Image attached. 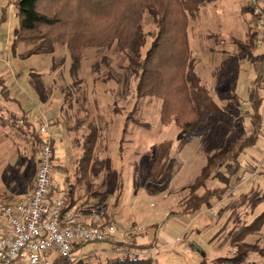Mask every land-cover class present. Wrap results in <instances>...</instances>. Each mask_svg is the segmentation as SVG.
I'll list each match as a JSON object with an SVG mask.
<instances>
[{
  "label": "rangeland",
  "instance_id": "obj_1",
  "mask_svg": "<svg viewBox=\"0 0 264 264\" xmlns=\"http://www.w3.org/2000/svg\"><path fill=\"white\" fill-rule=\"evenodd\" d=\"M14 2L0 0V74L15 97L25 103L32 118L44 114L54 121L58 156L66 155L56 162L55 175L68 178L64 188L69 189L71 183L78 191L75 198L78 194L103 203L118 225L129 229L126 227L132 223L134 230L145 227L149 236L164 225L165 214L169 220L178 219L181 204L189 197L190 186L208 157L223 152L228 141L240 136L234 123L242 126L247 135L251 133L247 97L257 66L236 44L246 40L248 31H256L255 16L247 0H212L199 8V18L191 19L194 71L219 109L192 135L174 124L161 123L160 99L137 98V77L129 53L119 51L115 45L87 46L76 73L66 47L57 46L52 55L23 59L30 46L20 43L13 48L18 26ZM142 24L147 35L142 49L145 54L157 27L147 11ZM13 117L20 121L23 135L17 125H11ZM22 118L10 114L0 118V123L6 121L11 133L18 134L17 140H0L7 168L15 169L21 164L13 155L15 150L22 151L28 165L38 166L35 153L39 145L34 146L37 133ZM92 128L97 131V140L92 157L87 158L83 145ZM235 168L231 158L210 176L208 187L227 188V192L206 203L203 213L187 218L190 220L185 222L186 235L180 243L165 248L159 244L153 252L132 254L137 258L148 254L153 258L151 264H202L203 260L220 264L218 258L233 257V234L264 211V204L253 209L250 202L255 194H264V175H260L264 174V164L256 173L249 170L233 175ZM29 179H33L32 174ZM245 241L258 243L264 250V226ZM101 245L88 246L75 260L61 264H107L127 252L125 248ZM243 264H264V257L251 254Z\"/></svg>",
  "mask_w": 264,
  "mask_h": 264
},
{
  "label": "trees",
  "instance_id": "obj_2",
  "mask_svg": "<svg viewBox=\"0 0 264 264\" xmlns=\"http://www.w3.org/2000/svg\"><path fill=\"white\" fill-rule=\"evenodd\" d=\"M212 0H15L18 26L14 32L13 48L25 43L30 48L22 55L23 59L36 55H52L57 46L66 47L72 61V71L77 72L81 55L87 46L112 48L129 53L130 65L137 77L136 96L138 99L155 97L162 101L161 123L195 134L206 125L211 113L218 111L214 99L207 88L201 84L195 74L192 50L190 45L191 19L200 17V9ZM146 11L151 14L157 27V34L145 54L142 49L147 44L143 21ZM4 21V18H3ZM237 46L248 55L256 49V34L250 30L245 41H237ZM55 67H59L55 65ZM261 77L251 82L248 99L251 104V133L234 123L240 136L228 141L223 152L208 157L207 164L200 175L190 186L189 197L183 204L179 216L195 218L206 203L217 196H224L227 188L209 189L207 181L212 174L231 158L236 161L241 153L254 147L258 140V132L262 125L260 113L262 100L259 97ZM0 96L6 101L11 98L9 85L5 77L0 75ZM23 119L22 117H19ZM11 125L21 130L20 121L12 118ZM231 120V118L229 119ZM6 121L1 122L3 127ZM36 132V130H35ZM11 133V131H10ZM37 133V132H36ZM36 138L39 139L37 133ZM97 131L91 129L83 145L87 158L92 157ZM88 162V161H87ZM90 163V162H89ZM88 163V165H89ZM239 170L237 164L236 174ZM29 177H36L34 163L28 165ZM263 176L264 174H260ZM90 185V184H89ZM205 189L200 195L198 190ZM255 190H257L255 188ZM72 186L68 194V206H73L83 196L77 195ZM252 208L264 204V194H255L251 199ZM264 226V211L249 224H245L233 234L231 245L236 249L233 257L218 258L220 264H243L251 254L264 257L258 243L245 240L261 231ZM187 237V236H186ZM185 237V238H186ZM157 238L146 246L136 247L125 244L127 252L120 257L109 260L107 264H151L148 254L137 258L135 251L150 253L157 249ZM86 246L76 247L82 251ZM62 260L56 264H61ZM202 264H207L206 260Z\"/></svg>",
  "mask_w": 264,
  "mask_h": 264
},
{
  "label": "built area",
  "instance_id": "obj_3",
  "mask_svg": "<svg viewBox=\"0 0 264 264\" xmlns=\"http://www.w3.org/2000/svg\"><path fill=\"white\" fill-rule=\"evenodd\" d=\"M247 2L257 24L255 46L264 51V0ZM259 84V94L264 98V78ZM34 124L39 134L35 182L23 202L0 204V264L75 260L81 253L76 251L78 246L108 244L124 249L130 232L108 220L104 206H68L67 189L55 178L56 162L61 156L50 132L53 123L40 114Z\"/></svg>",
  "mask_w": 264,
  "mask_h": 264
},
{
  "label": "crops",
  "instance_id": "obj_4",
  "mask_svg": "<svg viewBox=\"0 0 264 264\" xmlns=\"http://www.w3.org/2000/svg\"><path fill=\"white\" fill-rule=\"evenodd\" d=\"M250 57H251V59H253L255 65L257 66V69L255 71L256 76L253 79L255 80L257 77H261V81H262L264 78V51L259 50L256 47L254 53ZM9 90L11 93V98L15 99L16 101H9L8 102V101L3 100L1 98L3 102L0 101V110L2 109L3 111L1 112L0 116L2 117L3 115H7V114L9 115L10 114L12 116L15 115L17 117H21L20 115H22V117H24L26 119L25 121L27 122V124L31 125L33 127V129L36 130V132H37V128L35 127V124H34L36 115L34 116V118H32L31 114L30 113L28 114V110H27L26 106L24 105L25 103L22 102L19 98L15 97V95L13 94V90L10 86H9ZM261 96L262 95H260L259 97L262 100L261 109H260V113L262 115V122H261L262 125L259 129V132H258L259 140L254 147L246 148L241 153V155L238 157V159L236 161H234L236 163V166H237V164L239 166L238 172L234 175H238L239 173H241V171H249V170H250V172L256 173L258 171V167H260L264 164V98ZM250 107H251V104H250ZM250 112H252V111H250ZM250 118H251V113L249 114V122L251 123ZM51 121L54 123L53 120H51ZM5 124H6L5 126H7V127H3L2 124L0 123V140H3V138H5V139L12 138L13 140H17L18 134L14 135V133H10L7 123H5ZM54 128L55 127L53 125L51 127V130H50L53 138H54L53 133L55 132ZM21 130H23V128ZM21 130H19L20 134H22ZM250 131H251V124H250ZM26 134H27V132H26ZM28 134H30V133H28ZM22 135H19V136H22ZM32 135H33V132H32ZM23 137L24 136H22V138ZM36 144L39 145V141L37 142V138H36V143L34 144V146H36ZM57 145L58 144L56 142V146ZM57 149L59 151L60 147L57 146ZM37 154H38V152L35 153V155H37ZM13 155H16V157H18L17 159H18L19 163H21V164L18 163L19 166L15 169L6 167L8 160L5 156V152L3 150H1V152H0V204H15V203L23 202L25 199L24 197L26 196L28 191L34 186L35 179H31V180L29 179L28 160H27L28 158L24 157V154L22 153L21 150L13 151ZM60 156L62 159L66 155L64 154L63 156L62 155H60ZM1 169H2V171H1ZM34 170L37 173V166L35 164H34ZM55 178H56L57 182L63 187H66V186H64V184H66L67 181H69L66 176L57 177L55 175ZM214 180L215 179L213 178L212 184H213ZM90 185L93 186L92 184H90ZM68 186H69V189L67 188V192H68L67 196L70 193L73 185L71 183H68ZM206 187L209 188L210 190L215 189V188H213V186L208 187L207 183H206ZM204 190L205 189L202 188V189L198 190L199 191L198 193L200 195H202L204 193ZM78 199L79 198L76 197V200H78ZM213 200L215 201V198ZM76 204H79L82 206H87V207L95 206V205H102V206H104V208H106L103 203H96L91 198H84V197L79 199ZM206 207H207V204L203 206L200 213H203V211L205 210ZM125 217H123L124 220L126 219ZM165 217L167 219H166V222L164 223V225H162L161 227H158V228L156 227L157 229L154 231V234L151 236L147 235L145 227H144V229H145L144 231L138 232L137 231L138 228L136 230L131 229L132 223H129V224L127 223L128 224L127 226H129V227H126V228H129V229H126V230H128L130 232V235L126 238V244H131V245L136 246V247L146 246V245L150 244V242H152L155 238H157V241H158L156 244L157 247L159 244L165 248V247L177 245V243H180L182 238L186 235L185 234V231H186L185 228L187 225L185 222L189 221L190 219H187V217H183L180 215L177 217L178 219H170L169 220L167 214H165ZM108 218H109L108 220L114 221L112 214H110L109 211H108ZM126 220L128 221V219H126ZM120 226L123 229H125L122 225H120ZM145 233L147 236H145ZM88 246L93 247L94 245H88ZM88 246H86L84 248L85 251H87L86 249ZM99 246H102V245L99 244Z\"/></svg>",
  "mask_w": 264,
  "mask_h": 264
},
{
  "label": "water",
  "instance_id": "obj_5",
  "mask_svg": "<svg viewBox=\"0 0 264 264\" xmlns=\"http://www.w3.org/2000/svg\"><path fill=\"white\" fill-rule=\"evenodd\" d=\"M204 255V253H202V255L201 256H203Z\"/></svg>",
  "mask_w": 264,
  "mask_h": 264
}]
</instances>
